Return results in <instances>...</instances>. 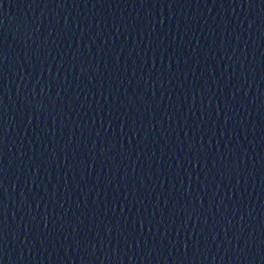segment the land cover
<instances>
[{
    "label": "water",
    "instance_id": "95a60500",
    "mask_svg": "<svg viewBox=\"0 0 264 264\" xmlns=\"http://www.w3.org/2000/svg\"><path fill=\"white\" fill-rule=\"evenodd\" d=\"M0 264H264V0H0Z\"/></svg>",
    "mask_w": 264,
    "mask_h": 264
}]
</instances>
